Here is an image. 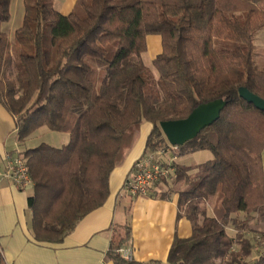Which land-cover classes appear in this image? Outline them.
I'll use <instances>...</instances> for the list:
<instances>
[{"label": "trees", "instance_id": "obj_1", "mask_svg": "<svg viewBox=\"0 0 264 264\" xmlns=\"http://www.w3.org/2000/svg\"><path fill=\"white\" fill-rule=\"evenodd\" d=\"M9 1L0 0V104L15 118L18 142L40 126L68 134L61 146L41 142L17 153L32 180L33 240L60 242L103 203L110 172L143 121L152 124L143 154L156 152L167 145L161 121L221 98L217 120L175 150L212 154L195 173L173 167L167 191L178 193L190 236L175 237L164 262H137L118 250L129 243V225H114L106 257L112 264H264V249L247 260L255 234H244L264 237V112L238 94L245 86L264 99V67L252 60L264 0H76L66 14L52 0H23L12 38L3 30ZM148 35L160 37L156 73L141 57ZM254 220L262 228H251Z\"/></svg>", "mask_w": 264, "mask_h": 264}, {"label": "crops", "instance_id": "obj_2", "mask_svg": "<svg viewBox=\"0 0 264 264\" xmlns=\"http://www.w3.org/2000/svg\"><path fill=\"white\" fill-rule=\"evenodd\" d=\"M71 2L68 13L76 0ZM149 36H146L147 49ZM160 49L159 37L156 55L160 53ZM14 120L0 104V171L5 168L6 158L20 152L28 139L24 142L17 141ZM142 123V135L123 162L110 172L108 195L103 203L88 211L60 242L33 240L31 211L26 201L32 193V187L19 189L9 179H0V249L6 264H112V260L106 257L112 227L125 223L130 227V240L123 248L130 257L128 260L137 262H164L174 238L190 236L192 223L186 217L184 209L180 211L177 208L178 193L167 191L174 174L170 180L156 183L149 194L130 195L123 189V182L134 163L143 155L149 129L152 127L148 121ZM35 145L37 144L24 147ZM261 152L264 178V149ZM211 157L212 154L206 160ZM188 160L185 156L178 155L175 164L190 167ZM196 171L193 167L189 173ZM162 193H166L164 197L159 196Z\"/></svg>", "mask_w": 264, "mask_h": 264}, {"label": "rangeland", "instance_id": "obj_3", "mask_svg": "<svg viewBox=\"0 0 264 264\" xmlns=\"http://www.w3.org/2000/svg\"><path fill=\"white\" fill-rule=\"evenodd\" d=\"M23 0H10L9 1V13H10V20L4 25V29L7 36L9 38L13 37V33L15 28L19 27L21 25L22 22V14L24 13V5H23ZM60 1H62L60 3ZM53 0V6L55 7V9H57L59 11V13L61 14H66L68 13V9H69V4L72 3V0ZM254 49H253V58L252 60H254L255 64L259 67V68H263L264 67V28L260 29L259 31H257L256 35H255V39H254ZM159 49V37H157L156 35H151V37H148V49H146V51H144L141 54L142 60L144 64H147L148 66L151 67L152 71L154 73H156L155 68L152 65V58L156 55L157 51ZM143 124V123H142ZM142 124L139 125V128L137 129V136L135 139V142L139 139V137L142 135V131L141 128ZM31 135L28 137V139L24 142L25 145L22 146V148L24 146L30 145V144H39L41 142H45L48 143L52 146H61L64 143L67 142L68 140V134L67 133H62V132H58V131H52L50 129H48V127L46 126H40L36 129V131H34L33 133H30ZM133 142V144L135 143ZM181 156H185L187 159H189L188 163L190 165L191 168H196V166H199L201 163L205 162L207 157L211 156V154L205 150H196L193 152H189V153H183L179 155ZM178 187V186H177ZM211 205H213V199H210L208 201V211H211ZM249 226L251 228H262L263 223L262 222H256L255 220L253 222H251L249 224ZM233 229L231 226L227 227V233L231 232L232 233ZM255 235H254V234ZM246 237H251L252 234L254 235V238H252L254 241L253 245H255L252 255L250 257L247 258L248 261H252V259H254V257H257L260 252H262V250L264 249V246L259 245L260 244V240L256 237L257 235H260L258 233V231H253L251 233H244ZM262 243V242H261Z\"/></svg>", "mask_w": 264, "mask_h": 264}, {"label": "built area", "instance_id": "obj_4", "mask_svg": "<svg viewBox=\"0 0 264 264\" xmlns=\"http://www.w3.org/2000/svg\"><path fill=\"white\" fill-rule=\"evenodd\" d=\"M177 146L169 144L156 152H148L140 156L134 163L130 174L123 182V189L130 195L149 194L154 185L162 180H170L174 174ZM5 168L0 171V179H9L16 188L25 189L32 186L26 162L18 154L6 158ZM261 246H264V237L257 235ZM262 242V243H261ZM119 253L128 260L127 251L121 247Z\"/></svg>", "mask_w": 264, "mask_h": 264}, {"label": "water", "instance_id": "obj_5", "mask_svg": "<svg viewBox=\"0 0 264 264\" xmlns=\"http://www.w3.org/2000/svg\"><path fill=\"white\" fill-rule=\"evenodd\" d=\"M238 94L243 100L253 104L259 111L264 112V99L252 93L245 86H239ZM226 101L220 99L201 103L185 118L161 121L159 126L166 142L171 145H182L185 141L195 138L204 127H208L219 117Z\"/></svg>", "mask_w": 264, "mask_h": 264}]
</instances>
